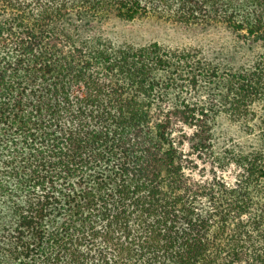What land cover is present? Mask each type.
I'll list each match as a JSON object with an SVG mask.
<instances>
[{
    "label": "trees",
    "instance_id": "obj_1",
    "mask_svg": "<svg viewBox=\"0 0 264 264\" xmlns=\"http://www.w3.org/2000/svg\"><path fill=\"white\" fill-rule=\"evenodd\" d=\"M237 2L0 0V264H264V58L222 76L89 34L159 14L264 39V0ZM220 80L251 141L217 151L180 92Z\"/></svg>",
    "mask_w": 264,
    "mask_h": 264
},
{
    "label": "rangeland",
    "instance_id": "obj_2",
    "mask_svg": "<svg viewBox=\"0 0 264 264\" xmlns=\"http://www.w3.org/2000/svg\"><path fill=\"white\" fill-rule=\"evenodd\" d=\"M89 34L100 37L115 47L136 48L158 43L170 49L194 50L207 65L217 68L222 76L250 67L264 58V39L250 37L245 31L235 30L221 21L185 24L168 15L159 14L134 20L110 17L98 22ZM225 92L221 80L211 84L202 83L198 90L189 88L180 92L182 97L197 102V107L206 108L212 118L217 151L228 144L251 141L250 135L245 133L244 125L233 120L230 111L223 105L222 97ZM176 93L177 90L171 91L170 97H174ZM254 109L260 110V105L256 104ZM181 126L191 134L188 126ZM187 146L188 144L185 148Z\"/></svg>",
    "mask_w": 264,
    "mask_h": 264
}]
</instances>
